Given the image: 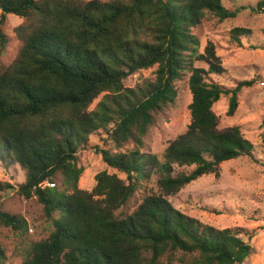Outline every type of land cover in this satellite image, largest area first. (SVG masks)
Returning a JSON list of instances; mask_svg holds the SVG:
<instances>
[{
    "label": "trees",
    "instance_id": "1",
    "mask_svg": "<svg viewBox=\"0 0 264 264\" xmlns=\"http://www.w3.org/2000/svg\"><path fill=\"white\" fill-rule=\"evenodd\" d=\"M222 1L0 0V51L8 40L6 16L24 20L14 29L18 55L0 70V163L24 171L17 192L36 198L51 226L45 239L28 245L21 264H242L250 255L240 229L218 230L167 200L201 176L218 177L223 162L252 158L253 144L238 127L219 130L212 108L228 96L226 115L233 116L238 93L254 82L226 88L209 80L225 70L214 45L198 52L191 33L205 18L220 23L236 16ZM250 34L233 28L229 39L241 47ZM151 68L152 80L124 88L128 76ZM186 72V130L161 157L141 151L154 116L174 103L175 83ZM91 136L112 145L96 146L95 153L125 178L101 171L84 191L77 155L90 150ZM128 144L131 149L118 151ZM152 180L156 191L131 213L120 212ZM45 182L54 187L41 188ZM7 188L0 183L1 191ZM0 222L27 232L21 217L0 211ZM0 264H6L1 248Z\"/></svg>",
    "mask_w": 264,
    "mask_h": 264
},
{
    "label": "rangeland",
    "instance_id": "2",
    "mask_svg": "<svg viewBox=\"0 0 264 264\" xmlns=\"http://www.w3.org/2000/svg\"><path fill=\"white\" fill-rule=\"evenodd\" d=\"M262 2L264 0H223L222 4L227 10L237 12L233 19L219 23L205 18L191 30L199 41L198 52L202 53L206 44L211 42L225 70L219 77L209 75V80L226 88L234 87L239 81L254 82L251 87H244L238 93V106L233 116L226 115L228 96L221 97L212 108L219 130L238 127L244 138L253 144L252 158L239 157L223 162L218 177L212 174L201 176L176 195L167 198L173 208L189 218H195L218 230L240 229V238L252 249L242 264H264V7L258 9ZM23 22V18L6 16L2 32L8 40L0 51V70L10 66L18 55L21 42L16 38L14 29ZM233 28L251 31L248 37L241 39V47L230 42L229 33ZM194 66L206 69L202 63L194 62ZM154 70L155 68L141 70L128 76L124 81V88H134L144 80H152ZM188 77L186 72L180 81H176V99L163 112L154 116L143 139L141 151L161 157L167 144L186 130L190 122L191 102ZM97 102L98 99L89 110ZM102 138L104 137L91 136L90 150L80 151L77 155L78 165L83 168L78 181V188L81 190L90 191L95 183L94 176L101 171L125 178L124 174L107 167L101 156L95 153L96 146H112H106L101 141ZM131 148L132 145L128 144L118 151ZM192 169L193 167H188L178 170L190 172ZM24 179L25 173L17 164L4 166L0 163V183L8 186L7 189L0 190V211L23 218L27 225V232L21 234L0 222V248L4 251L6 264H21L28 245L45 239L51 229L36 198L25 199L17 192L18 184ZM54 183L59 186V181ZM150 190L156 191L153 180L143 190L137 191L120 212L129 214L134 211L141 198ZM174 264L181 263L177 259Z\"/></svg>",
    "mask_w": 264,
    "mask_h": 264
},
{
    "label": "built area",
    "instance_id": "3",
    "mask_svg": "<svg viewBox=\"0 0 264 264\" xmlns=\"http://www.w3.org/2000/svg\"><path fill=\"white\" fill-rule=\"evenodd\" d=\"M43 187H49V188H52V187H54V184H52V183H48V182H45V183H43V184L41 185V188H43Z\"/></svg>",
    "mask_w": 264,
    "mask_h": 264
}]
</instances>
